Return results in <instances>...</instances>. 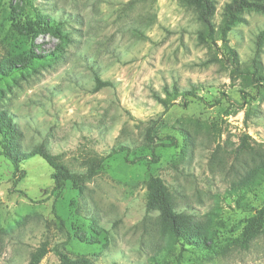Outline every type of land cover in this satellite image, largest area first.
I'll list each match as a JSON object with an SVG mask.
<instances>
[{
    "label": "rangeland",
    "instance_id": "374dc122",
    "mask_svg": "<svg viewBox=\"0 0 264 264\" xmlns=\"http://www.w3.org/2000/svg\"><path fill=\"white\" fill-rule=\"evenodd\" d=\"M214 2L218 28L231 0ZM47 18L67 39L40 28ZM240 18L227 46L242 69L256 59L264 72V13ZM201 30L179 0H0V61L47 59L0 78V107L22 149L44 144L73 173L103 159L81 192L70 183L53 192L42 159L22 163L13 186L0 156V264H29L43 242L49 252L39 264H58L55 250L91 264H264V236L246 251L229 247L252 213L227 197L253 164L241 137L264 154V86L231 78L223 55L198 42ZM96 77L108 85L95 89ZM174 85L196 97L165 110L154 97ZM119 146L127 152L108 157ZM150 177L163 181L177 212L208 227L211 249H168L157 212L145 210ZM244 200L260 208L264 184Z\"/></svg>",
    "mask_w": 264,
    "mask_h": 264
},
{
    "label": "trees",
    "instance_id": "16d2710c",
    "mask_svg": "<svg viewBox=\"0 0 264 264\" xmlns=\"http://www.w3.org/2000/svg\"><path fill=\"white\" fill-rule=\"evenodd\" d=\"M181 5L192 9L196 14V19L200 23L202 30L197 33V40L200 44L206 45L210 49H214L217 53L223 55V62L226 61L230 65V77L241 78L248 86H264V72L260 67L259 61H252V70L242 69L239 64L238 56L235 50L227 46V33L241 21L240 15L245 11H254L264 13V3L261 0H231L227 4L222 13L220 26L215 28L212 19L215 14L214 0H179ZM47 18L42 22V29H51L53 33L61 39H67L65 34L61 32L58 26L52 27ZM263 36H260L262 39ZM220 43L218 47L216 43ZM38 57L46 61V57L32 55L24 58H15L0 61V78L10 76L16 73L15 66L20 64L21 69L26 71L31 69L32 63ZM215 61L222 62L215 56ZM96 87H104L108 83L101 82L98 77L95 78ZM163 97L156 95L154 99L167 110L177 98L196 97L195 88L190 90H180L177 86H173L171 90L164 89ZM155 131L151 128L147 129L145 139L148 143H153ZM250 140L249 136H242L240 145L245 147L252 156V166L248 168L243 176L233 183L227 192V197L234 205L243 212L252 213V215L244 220V225L236 238L229 242V247L246 251L250 244L259 236H264V204L256 209L245 202L244 195L255 192L264 184V154L257 152L247 145ZM191 145V144H190ZM187 141L185 140L188 151ZM127 152V148L119 146L112 150L108 157ZM0 156L8 161L12 167L13 186L19 183L24 177V171L20 169V165L30 158L39 157L48 167L51 168L50 176L53 192L63 190L66 183H70L74 190L82 191L85 184L90 182L97 174L103 159L93 160L86 172L73 173L64 164L61 163L59 156L53 155L44 144H39L30 151L22 149V134L14 122L13 116L5 109L0 107ZM146 202L145 210L149 212H157L158 223L163 228L168 237V249L179 247L185 251L188 248L206 252L210 247L211 238L209 237L208 227L196 222L190 215L177 212L169 191L163 181L158 177H150L146 183ZM49 252L48 244L41 243L38 248L31 254L29 264H39L45 255ZM58 258V264H91L90 260L84 256L71 258L62 251L55 250ZM181 259V256H179ZM179 260V259H178ZM180 264V262H177Z\"/></svg>",
    "mask_w": 264,
    "mask_h": 264
}]
</instances>
